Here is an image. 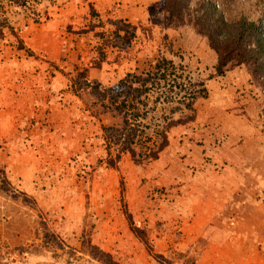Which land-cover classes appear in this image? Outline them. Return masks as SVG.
<instances>
[{"label": "rangeland", "instance_id": "374dc122", "mask_svg": "<svg viewBox=\"0 0 264 264\" xmlns=\"http://www.w3.org/2000/svg\"><path fill=\"white\" fill-rule=\"evenodd\" d=\"M161 1L0 0V264H264V69L216 76L199 0L181 22ZM161 60L121 150L102 90Z\"/></svg>", "mask_w": 264, "mask_h": 264}, {"label": "trees", "instance_id": "16d2710c", "mask_svg": "<svg viewBox=\"0 0 264 264\" xmlns=\"http://www.w3.org/2000/svg\"><path fill=\"white\" fill-rule=\"evenodd\" d=\"M18 2L15 1V4ZM191 0H162L160 7L165 10L170 17L174 16L177 22L183 20L181 10L190 6ZM217 0H199L196 2L199 12L198 29L204 34L211 48L218 54V61L215 67V75H223L225 70L230 66L247 64L252 74L263 71L264 69V20L249 19L243 14L234 18H226L222 13V7H218ZM221 8V9H220ZM171 68V71H169ZM153 69V68H152ZM156 71L147 73V76L133 75V79H121L117 84L109 86L102 90L104 95L108 97L113 110L122 114L123 125L121 127H112L115 132L109 139L114 138L116 142L122 140L121 150L134 153L131 144H134L136 130L130 126L129 113L125 109L135 110L132 117L138 118L143 116V112L137 111V101L130 102V98H139L143 95L150 86L154 83L157 73H161V80H166L168 75L174 74V66L169 60H161L154 66ZM169 71V72H168ZM167 73V74H166ZM136 84V85H135ZM204 83L199 81L187 87L180 86L179 92L185 107L191 108L192 103L198 96L205 95ZM141 86H144L141 89ZM97 88V87H96ZM188 99V101H184ZM145 105V104H143Z\"/></svg>", "mask_w": 264, "mask_h": 264}, {"label": "crops", "instance_id": "0c3cea01", "mask_svg": "<svg viewBox=\"0 0 264 264\" xmlns=\"http://www.w3.org/2000/svg\"><path fill=\"white\" fill-rule=\"evenodd\" d=\"M248 199H250V198H248ZM245 200H247V199L245 198ZM261 201H264L263 197H262V200H261ZM237 202H248V200H247V201H244V200H241V199H238V198H237ZM261 228H262V229H260V231H264V229H263V228H264V224L261 226ZM256 231H257V230H256Z\"/></svg>", "mask_w": 264, "mask_h": 264}]
</instances>
